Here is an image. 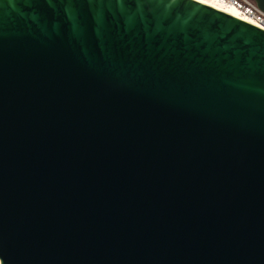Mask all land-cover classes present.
I'll return each instance as SVG.
<instances>
[{"label": "water", "instance_id": "1", "mask_svg": "<svg viewBox=\"0 0 264 264\" xmlns=\"http://www.w3.org/2000/svg\"><path fill=\"white\" fill-rule=\"evenodd\" d=\"M0 264H264V30L0 0Z\"/></svg>", "mask_w": 264, "mask_h": 264}, {"label": "built area", "instance_id": "2", "mask_svg": "<svg viewBox=\"0 0 264 264\" xmlns=\"http://www.w3.org/2000/svg\"><path fill=\"white\" fill-rule=\"evenodd\" d=\"M228 5V10L236 16L261 30H264V13H262L253 0H220Z\"/></svg>", "mask_w": 264, "mask_h": 264}, {"label": "bare ground", "instance_id": "3", "mask_svg": "<svg viewBox=\"0 0 264 264\" xmlns=\"http://www.w3.org/2000/svg\"><path fill=\"white\" fill-rule=\"evenodd\" d=\"M228 13L231 14L232 16L238 18V17L236 16V14H234L232 11L228 10Z\"/></svg>", "mask_w": 264, "mask_h": 264}]
</instances>
